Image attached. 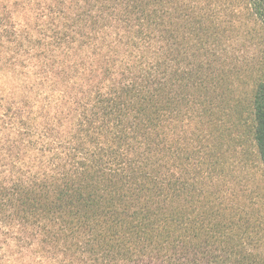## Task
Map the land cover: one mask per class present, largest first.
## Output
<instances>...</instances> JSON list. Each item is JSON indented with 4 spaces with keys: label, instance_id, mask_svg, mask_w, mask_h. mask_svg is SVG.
<instances>
[{
    "label": "trees",
    "instance_id": "obj_1",
    "mask_svg": "<svg viewBox=\"0 0 264 264\" xmlns=\"http://www.w3.org/2000/svg\"><path fill=\"white\" fill-rule=\"evenodd\" d=\"M203 2L0 17V72L38 79L0 101V264H264L231 161L245 127L264 167V54Z\"/></svg>",
    "mask_w": 264,
    "mask_h": 264
},
{
    "label": "rangeland",
    "instance_id": "obj_2",
    "mask_svg": "<svg viewBox=\"0 0 264 264\" xmlns=\"http://www.w3.org/2000/svg\"><path fill=\"white\" fill-rule=\"evenodd\" d=\"M63 1L66 2L65 8L61 5V0H0V17L10 15L20 25H24L26 19L33 20L39 15L48 17L58 16L63 12L65 15L80 12L79 9L68 8L75 0ZM201 5L208 8L213 18L225 22L226 45L236 51L238 61L243 62L250 58V64L259 63L258 54H264V26L253 13L251 1L204 0ZM27 72L29 77L20 73L7 75L0 72V101L7 97L19 100L24 96L26 87L38 80L34 69ZM1 113L2 109L0 115ZM246 117L248 118V112L245 113ZM235 136L238 138L234 147L237 148V153L231 157L235 190L264 226V167L249 137L248 129L244 127L236 131ZM14 264L18 262L14 261Z\"/></svg>",
    "mask_w": 264,
    "mask_h": 264
}]
</instances>
